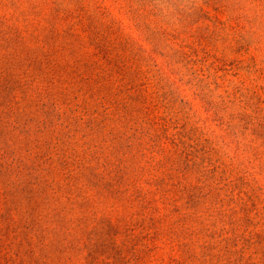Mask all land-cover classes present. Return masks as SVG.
<instances>
[{
  "label": "rangeland",
  "instance_id": "obj_1",
  "mask_svg": "<svg viewBox=\"0 0 264 264\" xmlns=\"http://www.w3.org/2000/svg\"><path fill=\"white\" fill-rule=\"evenodd\" d=\"M0 264H264V0H0Z\"/></svg>",
  "mask_w": 264,
  "mask_h": 264
},
{
  "label": "trees",
  "instance_id": "obj_2",
  "mask_svg": "<svg viewBox=\"0 0 264 264\" xmlns=\"http://www.w3.org/2000/svg\"><path fill=\"white\" fill-rule=\"evenodd\" d=\"M139 1L143 2V7H149V6L152 5V3H153L154 0H139ZM153 7H154V10H155V11H154V15H155V16H158V14H157V12H158L157 9H159L158 4L154 5ZM156 11H157V12H156ZM153 61H154V62L157 61L155 57H153ZM156 65H159V64L157 63Z\"/></svg>",
  "mask_w": 264,
  "mask_h": 264
}]
</instances>
